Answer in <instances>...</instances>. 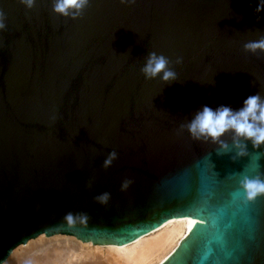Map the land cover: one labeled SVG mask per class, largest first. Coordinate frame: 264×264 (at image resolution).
<instances>
[{"label": "water", "instance_id": "water-1", "mask_svg": "<svg viewBox=\"0 0 264 264\" xmlns=\"http://www.w3.org/2000/svg\"><path fill=\"white\" fill-rule=\"evenodd\" d=\"M256 3L90 0L72 19L53 0H0V263L40 234L127 245L191 218L160 264H264V196L247 201L230 175L250 158L218 155L181 127L202 105L264 96V54L244 49L264 36ZM153 51L172 61V84L140 71ZM69 212L87 220L69 224Z\"/></svg>", "mask_w": 264, "mask_h": 264}, {"label": "clouds", "instance_id": "clouds-1", "mask_svg": "<svg viewBox=\"0 0 264 264\" xmlns=\"http://www.w3.org/2000/svg\"><path fill=\"white\" fill-rule=\"evenodd\" d=\"M20 2L28 9L33 8L36 4V0H20ZM120 2L134 5L136 0H120ZM89 5L90 0H53L52 10L66 18L76 19L83 16ZM262 12H264V0H257L254 13L258 22L262 19L260 16ZM5 19V13L0 9V30L6 28ZM244 49L252 54H264V36L245 43ZM182 62V58H177L175 63L180 64ZM171 65L172 61L168 57L153 51L145 57V63L140 71L146 79L159 78L164 82H171L168 83L170 85L177 79V73ZM253 85H255L254 82ZM181 127L186 128L195 140L204 142L210 140L217 144L216 153L218 155L235 152V155L232 156L234 161L249 157V163L244 166L242 171L230 175L238 178V191L242 190L247 201L253 202L264 196V170H262L264 167L260 163L261 160H264V151H260L264 147V96H261L259 92L248 96L239 109L225 105L216 108L202 105L192 114L191 119H188ZM228 134H231V144L224 139ZM249 143L256 151L249 152ZM117 158L116 151L110 152L102 166L104 168L110 167ZM132 183L131 179L125 178L121 184V190H127ZM110 198L111 194L108 192L95 197L98 203L105 205ZM75 219L87 220V214L69 212L65 216V220L69 224H72ZM26 264H31V261H27Z\"/></svg>", "mask_w": 264, "mask_h": 264}, {"label": "bare ground", "instance_id": "bare-ground-1", "mask_svg": "<svg viewBox=\"0 0 264 264\" xmlns=\"http://www.w3.org/2000/svg\"><path fill=\"white\" fill-rule=\"evenodd\" d=\"M194 220L173 218L127 245L94 244L73 235L40 234L14 246L0 264H160L188 233Z\"/></svg>", "mask_w": 264, "mask_h": 264}, {"label": "snow or ice", "instance_id": "snow-or-ice-1", "mask_svg": "<svg viewBox=\"0 0 264 264\" xmlns=\"http://www.w3.org/2000/svg\"><path fill=\"white\" fill-rule=\"evenodd\" d=\"M201 220H206V221H209V223L211 222L212 220V217H209V216H206L204 218H200Z\"/></svg>", "mask_w": 264, "mask_h": 264}, {"label": "rangeland", "instance_id": "rangeland-1", "mask_svg": "<svg viewBox=\"0 0 264 264\" xmlns=\"http://www.w3.org/2000/svg\"><path fill=\"white\" fill-rule=\"evenodd\" d=\"M98 256H99V257H101V258L103 257V256H101V255H98ZM102 261L104 262L105 260H104V259H102ZM102 261H101V262H102Z\"/></svg>", "mask_w": 264, "mask_h": 264}]
</instances>
